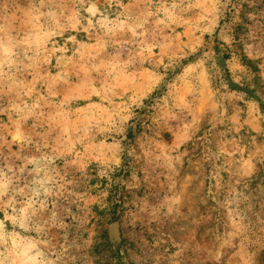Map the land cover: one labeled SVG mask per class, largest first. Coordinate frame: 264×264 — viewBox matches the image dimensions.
Wrapping results in <instances>:
<instances>
[{
	"label": "rangeland",
	"instance_id": "obj_1",
	"mask_svg": "<svg viewBox=\"0 0 264 264\" xmlns=\"http://www.w3.org/2000/svg\"><path fill=\"white\" fill-rule=\"evenodd\" d=\"M0 264H264V0H0Z\"/></svg>",
	"mask_w": 264,
	"mask_h": 264
},
{
	"label": "trees",
	"instance_id": "obj_2",
	"mask_svg": "<svg viewBox=\"0 0 264 264\" xmlns=\"http://www.w3.org/2000/svg\"><path fill=\"white\" fill-rule=\"evenodd\" d=\"M104 234H105V237H106V241L103 243V246H102V248H100V251L99 252H101L104 248H107L108 246H110V241H109V239H108V235H107V232H104ZM102 244V243H101ZM101 244L99 243V244H97L96 246H95V249H99V247L101 246Z\"/></svg>",
	"mask_w": 264,
	"mask_h": 264
}]
</instances>
